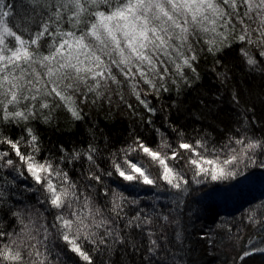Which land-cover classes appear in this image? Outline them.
I'll return each mask as SVG.
<instances>
[{
	"label": "snow or ice",
	"instance_id": "1",
	"mask_svg": "<svg viewBox=\"0 0 264 264\" xmlns=\"http://www.w3.org/2000/svg\"><path fill=\"white\" fill-rule=\"evenodd\" d=\"M240 2L247 5L243 16L238 11V0H22L21 7L27 11L18 23H10L17 18L18 14L13 12L16 5L0 0V124L24 122L23 131L27 134V139L14 140L0 131V145L8 146L0 148V168H12L18 175L30 177L41 192V203L56 210L51 227L63 242L66 253L77 258L73 264H95L91 252L86 250L89 244L95 248L106 244L108 238L113 244L124 243V235L113 225L127 218L126 204L138 205L139 201L129 200L118 189L105 188L104 194L111 191L112 196L109 210L112 216H105L101 208L92 206L91 197L78 190L63 168L51 159H38L39 137L27 126L28 122L38 112L51 109L57 98L60 102L57 107L67 108L75 120L83 119L75 94L80 93L83 100L89 93L99 97V89L107 87L109 81L120 83L113 74L114 69L129 82L135 81L132 89L137 101L155 114L156 109L146 97L151 92L158 95L169 91L166 81L173 73L188 84L185 69L196 71L194 65L199 57L192 37L204 36L207 52L216 56L223 47H231L228 41L235 30V19L242 26L239 41L264 46V0ZM37 17L39 24L32 32L29 25ZM245 17L258 21L257 28L245 24ZM253 32L257 33L255 39ZM240 53L250 68L257 66V59L246 48H241ZM259 55L264 57V50ZM215 63L221 65L219 59ZM212 70L222 83L227 81V72H219L217 67ZM141 81L149 91L138 89ZM172 83L177 81L174 79ZM81 86L86 91L82 92ZM232 100L239 103L236 95ZM156 131L160 133L157 148L149 147L137 136L112 154L111 170L102 174L89 171L88 179L100 184L105 176H115L125 185L166 187L179 196L189 192L190 181L177 166L185 156V166L192 172L191 182L197 185L207 180H234L254 166L264 168V160L257 159L258 152L264 155V140L248 136L246 129L241 135L230 136L221 148L212 149L204 140H196L194 145L186 142L182 133L173 147L161 129ZM22 144L30 151H22ZM61 151H65L63 146ZM96 152V148L89 146L86 152H74L72 158L84 156L95 165ZM13 153L15 159L10 158ZM137 156L146 157L158 169L157 174ZM12 215L23 227L19 232L0 229V264H52L48 255L40 251L44 241L36 240L19 212ZM248 219L253 217L250 215ZM168 222L167 215L153 218L140 210L128 220L126 227L147 229L150 245L147 250L156 253L160 245L153 238L152 226L158 223L163 229ZM100 229H103L102 235L98 232ZM44 232L47 240L48 229ZM253 239L248 245L253 244ZM257 252L264 254V247L243 251L239 257L241 264Z\"/></svg>",
	"mask_w": 264,
	"mask_h": 264
},
{
	"label": "trees",
	"instance_id": "2",
	"mask_svg": "<svg viewBox=\"0 0 264 264\" xmlns=\"http://www.w3.org/2000/svg\"><path fill=\"white\" fill-rule=\"evenodd\" d=\"M5 2L16 5L13 12L18 14L17 18L10 23H18L27 8L21 7L22 0ZM246 9L247 5L238 0L241 16ZM252 15L255 18V12ZM233 23L235 30L228 41L231 47H223L216 56L207 52L204 36L197 34L191 38L199 57L194 65L196 71L185 69L188 84L173 73L166 81L169 91H161L158 95L151 92L146 97L150 106L156 109L155 114L149 113L137 101L132 89L135 81L129 82L114 69L113 74L120 83L109 81L107 87L99 89V97L89 93L83 100L80 93L75 94L83 119L75 120L67 108L57 107L56 104L60 103L57 98L51 109L38 112L37 117L28 122L27 126L32 127L39 137L38 159H51L63 168L78 185V190L91 197L92 206L101 208L105 216H112L109 211L111 191L105 195V188L118 189L129 200L139 201L138 205L126 204L127 218L113 225L124 235V243L113 244L108 238L104 245L95 248L87 245L86 250L91 252L95 264H241L239 257L243 251L250 247H264V194L260 190L264 185V168L254 166L243 177L218 182L207 180L197 185L191 182L192 172L185 166V156L177 166L190 181L189 192L179 196L166 187L149 189L125 185L115 176H105L100 184L88 179L89 171L102 174L111 170L112 154L137 136L149 147L157 148L160 143L157 128L165 133L173 147L177 146L181 133L182 138L193 145L196 140L207 141L209 149L221 148L230 136L241 135L245 129L248 136L264 140V71H261L264 57L259 55L264 46L239 41L237 37L242 26L235 19ZM244 23L252 29L258 26V21L247 17ZM38 24L37 17L35 23L29 25L32 32L37 30ZM256 36L257 33L253 32V39ZM241 48H246L257 59L255 68L247 65L240 53ZM217 59L221 61L220 66H216ZM169 67L172 71V66ZM214 67L219 72H227L226 82L217 78L212 70ZM174 79L176 84L172 83ZM138 89L149 91L142 81ZM81 91L86 89L81 86ZM233 95L238 97L239 103L233 102ZM25 126L24 122L19 125L4 123L0 124V131L14 140L27 139L23 131ZM61 146L65 151H61ZM89 146L97 149L95 165L84 156L72 158L74 152H86ZM7 147L0 145L3 149ZM21 150L30 151L26 144L21 145ZM10 158L15 159L14 153ZM137 159H144L152 167L146 157L137 156ZM257 159L264 160V155L258 152ZM152 172L155 175L158 169L152 167ZM42 199L30 177H22L12 168H0V229L19 232L23 225L12 215L19 212L36 240L44 241L40 251L48 255L52 264H73L77 258L66 253L63 242L51 227L56 210L42 204ZM140 210L153 218L169 216L163 229L158 223L152 226L153 238L160 245L156 253L147 250L150 246L147 229L126 227L128 220ZM250 215L251 220L248 219ZM45 228L49 232L47 240ZM98 232L102 235L103 229ZM250 239H253L252 245H248ZM243 264H264V254L257 252L246 257Z\"/></svg>",
	"mask_w": 264,
	"mask_h": 264
},
{
	"label": "rangeland",
	"instance_id": "3",
	"mask_svg": "<svg viewBox=\"0 0 264 264\" xmlns=\"http://www.w3.org/2000/svg\"><path fill=\"white\" fill-rule=\"evenodd\" d=\"M260 190H261V192L264 194V185L260 188ZM259 194H261L260 192H259Z\"/></svg>",
	"mask_w": 264,
	"mask_h": 264
}]
</instances>
